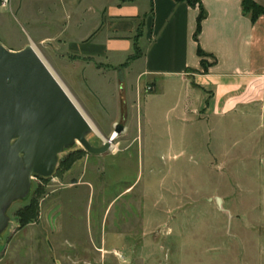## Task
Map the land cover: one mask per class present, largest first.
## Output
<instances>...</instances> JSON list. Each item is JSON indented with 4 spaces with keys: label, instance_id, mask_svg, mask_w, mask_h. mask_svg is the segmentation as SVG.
Masks as SVG:
<instances>
[{
    "label": "rangeland",
    "instance_id": "rangeland-1",
    "mask_svg": "<svg viewBox=\"0 0 264 264\" xmlns=\"http://www.w3.org/2000/svg\"><path fill=\"white\" fill-rule=\"evenodd\" d=\"M3 36L8 49L30 42L21 19ZM32 46L90 123L93 146L124 130L104 154L75 142L52 176H31L6 208L0 264H264V105L182 122L171 111L184 92L176 80H157L138 104L120 83L135 74L74 59L57 42ZM76 181L86 183L62 191Z\"/></svg>",
    "mask_w": 264,
    "mask_h": 264
},
{
    "label": "crops",
    "instance_id": "crops-1",
    "mask_svg": "<svg viewBox=\"0 0 264 264\" xmlns=\"http://www.w3.org/2000/svg\"><path fill=\"white\" fill-rule=\"evenodd\" d=\"M253 1L264 7V0ZM201 2L207 17L198 43L194 34L199 9L176 0H0V37L7 26L21 19L30 42L11 51L57 42L74 59L113 72L124 71L126 77L135 74L134 80L126 78L120 83L127 97L135 96L138 104L144 95L156 93L157 80H176L184 92L171 111L178 113L182 122L202 116L221 119L254 105L263 106L264 16L253 23L243 13L241 0ZM136 45L139 55L130 60L136 53L130 50ZM199 45L216 59L207 73L202 71L197 54ZM121 53H128L127 61L113 62ZM138 62L143 65L134 70ZM144 78L149 79L145 85L153 87L150 93L142 87ZM85 183L71 182L62 191ZM112 234L120 244L125 243L122 234ZM106 239L102 237L104 250Z\"/></svg>",
    "mask_w": 264,
    "mask_h": 264
},
{
    "label": "water",
    "instance_id": "water-1",
    "mask_svg": "<svg viewBox=\"0 0 264 264\" xmlns=\"http://www.w3.org/2000/svg\"><path fill=\"white\" fill-rule=\"evenodd\" d=\"M91 125L68 93L29 45L11 51L0 43V237L9 218L5 211L25 196L31 176L50 177L58 156L75 142L91 154H104L87 139ZM124 130L117 124L116 136Z\"/></svg>",
    "mask_w": 264,
    "mask_h": 264
},
{
    "label": "trees",
    "instance_id": "trees-1",
    "mask_svg": "<svg viewBox=\"0 0 264 264\" xmlns=\"http://www.w3.org/2000/svg\"><path fill=\"white\" fill-rule=\"evenodd\" d=\"M123 2H131L133 0H122ZM177 2H186L190 7L198 8L199 15L197 17V27L194 34V40L198 43L199 35L202 32V22L206 19L207 13L202 5L201 0H176ZM242 4V11L246 16H249L251 21L255 23L261 16H264V7L258 5L253 0H241ZM136 53L130 58V60H134L138 57L139 48L136 45L135 47ZM197 54L201 58V67L204 73H207L211 67L216 64V59L212 56L207 54L202 50L200 45L197 49ZM211 60V61H209ZM125 66V65H124ZM36 210L35 206L31 207V211L27 214V221L34 219L33 212Z\"/></svg>",
    "mask_w": 264,
    "mask_h": 264
},
{
    "label": "built area",
    "instance_id": "built-area-1",
    "mask_svg": "<svg viewBox=\"0 0 264 264\" xmlns=\"http://www.w3.org/2000/svg\"><path fill=\"white\" fill-rule=\"evenodd\" d=\"M4 1H5V2H7V0H4ZM149 90H152V88H151V87H149L147 91H149Z\"/></svg>",
    "mask_w": 264,
    "mask_h": 264
},
{
    "label": "bare ground",
    "instance_id": "bare-ground-1",
    "mask_svg": "<svg viewBox=\"0 0 264 264\" xmlns=\"http://www.w3.org/2000/svg\"><path fill=\"white\" fill-rule=\"evenodd\" d=\"M114 134H115L114 137H116V133L115 132H114Z\"/></svg>",
    "mask_w": 264,
    "mask_h": 264
}]
</instances>
